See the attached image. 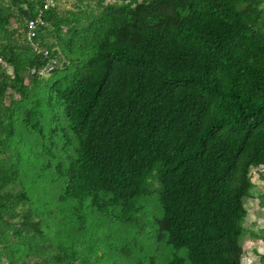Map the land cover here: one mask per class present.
Listing matches in <instances>:
<instances>
[{"label":"trees","instance_id":"16d2710c","mask_svg":"<svg viewBox=\"0 0 264 264\" xmlns=\"http://www.w3.org/2000/svg\"><path fill=\"white\" fill-rule=\"evenodd\" d=\"M55 15L43 12L60 28ZM70 45L89 54L50 83L46 105L65 121L51 129L66 159L53 170L58 199L76 202V227L84 200L90 212L133 221L155 172L156 238L184 249L188 264H241L248 171L264 166V0H119L73 27ZM39 104L23 106L21 122L44 138ZM12 175L0 173V190ZM145 264L159 263L149 255Z\"/></svg>","mask_w":264,"mask_h":264},{"label":"rangeland","instance_id":"374dc122","mask_svg":"<svg viewBox=\"0 0 264 264\" xmlns=\"http://www.w3.org/2000/svg\"><path fill=\"white\" fill-rule=\"evenodd\" d=\"M37 2L0 0V173L13 171L0 190V264H145L149 255L159 264L174 256L188 264L184 249L172 248L154 234V219L160 215L155 172L144 179L146 192L138 198L140 209L131 222L90 212L84 200L80 213L85 220L78 229L70 208L76 202L58 199L63 178L54 173L53 164L58 159L65 164L66 159L59 147L62 138L51 129L65 121L57 106L50 110L46 105L48 87L80 67L89 54L74 45L66 47L71 29L85 26L100 9L119 0H55V16L62 25L56 28L50 17L41 39L55 60L50 71L46 59L33 60L25 38L24 20L37 9ZM34 99L40 101L44 138L21 122V108ZM41 142L49 146L50 155L40 149ZM248 172L252 187L243 202L238 262L257 264L260 255L258 264H264V166Z\"/></svg>","mask_w":264,"mask_h":264},{"label":"built area","instance_id":"2783aa9c","mask_svg":"<svg viewBox=\"0 0 264 264\" xmlns=\"http://www.w3.org/2000/svg\"><path fill=\"white\" fill-rule=\"evenodd\" d=\"M50 9H56L55 0H41L33 16L24 20L25 38L29 49L38 57L46 59L47 70L50 71L55 63L47 49L42 47L41 39L45 24L43 12Z\"/></svg>","mask_w":264,"mask_h":264},{"label":"crops","instance_id":"0c3cea01","mask_svg":"<svg viewBox=\"0 0 264 264\" xmlns=\"http://www.w3.org/2000/svg\"><path fill=\"white\" fill-rule=\"evenodd\" d=\"M257 258H258V260H259V255H257ZM258 260H256V261H257V264H258Z\"/></svg>","mask_w":264,"mask_h":264}]
</instances>
